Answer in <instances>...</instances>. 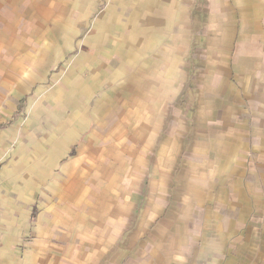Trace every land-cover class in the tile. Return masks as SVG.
<instances>
[{"label":"crops","instance_id":"0c3cea01","mask_svg":"<svg viewBox=\"0 0 264 264\" xmlns=\"http://www.w3.org/2000/svg\"><path fill=\"white\" fill-rule=\"evenodd\" d=\"M3 163L0 264H264V0H0Z\"/></svg>","mask_w":264,"mask_h":264},{"label":"rangeland","instance_id":"374dc122","mask_svg":"<svg viewBox=\"0 0 264 264\" xmlns=\"http://www.w3.org/2000/svg\"><path fill=\"white\" fill-rule=\"evenodd\" d=\"M74 82L75 81H52V83L49 82V85L44 90H40L42 91L40 95L37 93L35 104L31 105L30 103L29 105L28 103L24 114L25 116H28L31 113L38 112V116L36 117V130H39V133L43 134L44 131H50L51 127H53V125L51 126V122L48 118V113L51 111L55 112L56 115L59 116L56 118L57 123H59V121L61 120V114H63V116L65 115V117L68 118V116L73 115L72 113L76 110H90V114L93 113L94 109L93 107L91 108V103L88 101L84 102L82 98L83 92L77 91V87L76 85H74ZM37 152L38 150L35 148L29 151V154L33 155V157H31L28 161L25 160V157H23V159L25 160L24 163L22 159V163L16 170L17 176L22 178L20 181L21 190L27 189V185L32 186L35 180H44L46 178V175L51 176L59 173V171H57L55 168L51 170V168L53 167L48 165L47 162L36 155ZM26 155L27 152H25L24 156ZM6 164L7 163H3L0 166V176L2 175V171L4 170ZM50 184L51 182L46 184L43 183L42 187L38 188V194L42 196L41 198L39 197L40 202H43L45 198V192L50 189ZM6 190L7 189H5L0 184V191L3 195L7 193ZM11 192L12 191L8 192L9 196H11ZM6 201L9 205H15L18 200L14 199L13 201L12 198L7 197ZM19 249L21 250V253L24 251V247H19Z\"/></svg>","mask_w":264,"mask_h":264},{"label":"trees","instance_id":"16d2710c","mask_svg":"<svg viewBox=\"0 0 264 264\" xmlns=\"http://www.w3.org/2000/svg\"><path fill=\"white\" fill-rule=\"evenodd\" d=\"M23 105H24V102L21 103L20 108H22ZM1 128H5V126H2ZM34 218H35V216H34V214H33V217H32V219H31L32 222L34 221Z\"/></svg>","mask_w":264,"mask_h":264}]
</instances>
